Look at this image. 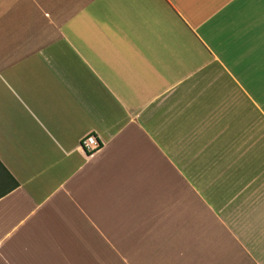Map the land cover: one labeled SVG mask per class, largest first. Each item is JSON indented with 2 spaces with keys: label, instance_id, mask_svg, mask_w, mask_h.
<instances>
[{
  "label": "crops",
  "instance_id": "1",
  "mask_svg": "<svg viewBox=\"0 0 264 264\" xmlns=\"http://www.w3.org/2000/svg\"><path fill=\"white\" fill-rule=\"evenodd\" d=\"M0 163V264H264V0H0Z\"/></svg>",
  "mask_w": 264,
  "mask_h": 264
},
{
  "label": "built area",
  "instance_id": "2",
  "mask_svg": "<svg viewBox=\"0 0 264 264\" xmlns=\"http://www.w3.org/2000/svg\"><path fill=\"white\" fill-rule=\"evenodd\" d=\"M81 149L88 155H93L101 147L99 138L94 134H88L81 140Z\"/></svg>",
  "mask_w": 264,
  "mask_h": 264
},
{
  "label": "trees",
  "instance_id": "3",
  "mask_svg": "<svg viewBox=\"0 0 264 264\" xmlns=\"http://www.w3.org/2000/svg\"><path fill=\"white\" fill-rule=\"evenodd\" d=\"M0 166H2V165H1V163H0ZM16 185H17V182H15V185H14V187H15Z\"/></svg>",
  "mask_w": 264,
  "mask_h": 264
}]
</instances>
